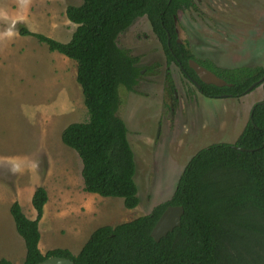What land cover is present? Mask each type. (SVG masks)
Returning a JSON list of instances; mask_svg holds the SVG:
<instances>
[{
	"label": "rangeland",
	"instance_id": "1",
	"mask_svg": "<svg viewBox=\"0 0 264 264\" xmlns=\"http://www.w3.org/2000/svg\"><path fill=\"white\" fill-rule=\"evenodd\" d=\"M193 2L196 10L178 12L177 30L197 64L205 69L264 67V0ZM79 4L81 0H0V260L9 264H23L25 257L9 213L14 190L46 187L49 197L38 231L46 233L48 244L52 240V249L41 251L66 248L77 255L95 229L131 221L170 199L189 158L212 144H233L252 107L262 103L261 87L240 98L202 97L179 67L167 62L148 21L137 19L116 44L138 58L140 69L133 92L118 88L117 110L134 152L139 204L126 209L119 198L98 196L100 201L96 198L88 208L80 199L87 194L81 162L61 142L67 125L88 120L76 64L18 33L24 27L66 43L76 26L65 10ZM53 178L56 183L49 181ZM22 207L31 216L29 200Z\"/></svg>",
	"mask_w": 264,
	"mask_h": 264
},
{
	"label": "trees",
	"instance_id": "2",
	"mask_svg": "<svg viewBox=\"0 0 264 264\" xmlns=\"http://www.w3.org/2000/svg\"><path fill=\"white\" fill-rule=\"evenodd\" d=\"M190 9L196 10L193 0H81L66 7V19L76 26L66 43L18 30L76 64L88 120L67 125L61 142L78 155L85 192L119 198L126 209L139 204L134 153L117 110L118 88L133 92L140 69L138 58L116 44L137 19L148 21L167 62H174L202 97L240 98L261 87L264 102V80L248 91L264 78V67L210 65L208 70L229 84L225 87L206 85L195 76L188 61L196 60L186 45L176 43L174 31V17ZM47 200L45 189L37 187L31 199L34 220L17 202L10 206L25 247L23 264L51 256L74 264H264V105L252 107L233 144H212L189 158L170 199L131 221L95 229L77 255L66 249L40 253L38 223ZM168 206L183 208L180 226L155 242L150 232ZM0 264L9 263L1 259Z\"/></svg>",
	"mask_w": 264,
	"mask_h": 264
},
{
	"label": "water",
	"instance_id": "3",
	"mask_svg": "<svg viewBox=\"0 0 264 264\" xmlns=\"http://www.w3.org/2000/svg\"><path fill=\"white\" fill-rule=\"evenodd\" d=\"M188 66L194 72L195 76L202 83L206 85H213L216 87L229 86V84H227L223 79L217 77L211 71L203 68L202 66L197 64L194 60H189ZM263 80L264 78L254 83L251 87H249L248 91H251ZM260 104L264 105V102ZM182 215H183V208L181 206H168L161 214V216L158 218L156 224L151 230L150 237L155 242H158L160 239L164 238L168 233L172 232L174 228L180 226ZM36 264H74V263L67 258L51 256Z\"/></svg>",
	"mask_w": 264,
	"mask_h": 264
},
{
	"label": "crops",
	"instance_id": "4",
	"mask_svg": "<svg viewBox=\"0 0 264 264\" xmlns=\"http://www.w3.org/2000/svg\"><path fill=\"white\" fill-rule=\"evenodd\" d=\"M134 153V152H133ZM79 165H80V163H79ZM82 168V167H81ZM80 174H81V169H80ZM46 179H47V177H46ZM54 179V178H53ZM49 181H51V183H56V181L57 180H49ZM41 185V187H43L44 189H45V191H46V193H47V197H49L48 196V191H47V189H46V187L44 186V185H42V184H40ZM36 187H39V185L38 186H34L33 188H31V189H29V190H27L26 192H23V191H21V189H18L17 191H15L14 190V195H13V199L15 200L14 202H16L17 201V203L19 204V206H20V208H21V211H22V213H23V210H22V204H23V202L27 199V200H29V204L31 205V207L33 208V206H32V204H31V199H32V196H33V193H34V191H35V188ZM84 188V187H83ZM85 192V191H84ZM87 193V192H86ZM96 198H98L99 199V197H98V195H96V194H91V193H87V194H85V193H83L82 194V196L80 197V199L81 200H83V202L86 204V206L88 207V208H90V209H92V207H93V203L94 202H91V201H96L97 199ZM103 198V197H102ZM99 201H100V199H99ZM47 208V207H46ZM33 210H34V208H33ZM44 212H45V208H43V213H42V216H44ZM89 209H87V211H86V214H89ZM6 214V213H5ZM24 214V213H23ZM25 215V214H24ZM31 216H26V218H28L29 220H34L35 218H36V211L34 210L33 211V213L32 214H30ZM42 216H41V219L39 220V223H38V227L40 226V223H41V220H42ZM14 223V222H13ZM52 227H53V225H52ZM14 228H15V225H14ZM40 234V233H39ZM45 234L46 233H41L40 234V239H39V243H38V248H39V250H40V253L41 254H43L42 253V251H41V249H43V250H45V251H47V250H50V249H52V248H49L51 245H50V243L52 242V240L51 239H48V241H49V244L46 242V240L44 239V237H45ZM23 241V240H22ZM24 244V243H23ZM53 246V245H52ZM64 249H66V248H64ZM67 250V249H66ZM70 252V251H69ZM79 252V251H78ZM71 253V252H70ZM72 254V253H71Z\"/></svg>",
	"mask_w": 264,
	"mask_h": 264
},
{
	"label": "flooded vegetation",
	"instance_id": "5",
	"mask_svg": "<svg viewBox=\"0 0 264 264\" xmlns=\"http://www.w3.org/2000/svg\"><path fill=\"white\" fill-rule=\"evenodd\" d=\"M174 23H175V41L178 45H182V46H185L186 43H181V41L179 40V33H178V30H177V23H178V18L177 17H174ZM169 40H170V36L167 35V44H169ZM186 47L188 48V46L186 45ZM189 50V49H188ZM172 63V62H171ZM174 63V62H173ZM175 64V63H174ZM178 67V66H177ZM249 67V66H248ZM180 69V68H179ZM208 70V69H207ZM252 91V90H251ZM260 104V103H259Z\"/></svg>",
	"mask_w": 264,
	"mask_h": 264
}]
</instances>
